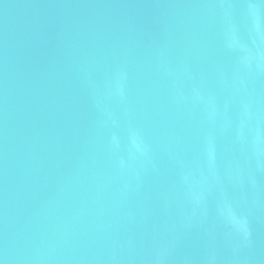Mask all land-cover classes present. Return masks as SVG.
<instances>
[{
	"label": "water",
	"instance_id": "95a60500",
	"mask_svg": "<svg viewBox=\"0 0 264 264\" xmlns=\"http://www.w3.org/2000/svg\"><path fill=\"white\" fill-rule=\"evenodd\" d=\"M0 264H264V0H0Z\"/></svg>",
	"mask_w": 264,
	"mask_h": 264
}]
</instances>
